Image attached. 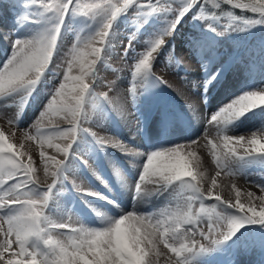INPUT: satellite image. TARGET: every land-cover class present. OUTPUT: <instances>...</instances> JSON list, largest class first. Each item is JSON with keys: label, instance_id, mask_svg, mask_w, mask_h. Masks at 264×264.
Wrapping results in <instances>:
<instances>
[{"label": "snow or ice", "instance_id": "1", "mask_svg": "<svg viewBox=\"0 0 264 264\" xmlns=\"http://www.w3.org/2000/svg\"><path fill=\"white\" fill-rule=\"evenodd\" d=\"M27 3L39 9V15L47 26L29 38L12 41L10 56L0 67V101L19 97L20 106H26L53 61L69 14L99 18L100 27L89 37H77L66 54L61 83L50 94L37 122L23 132L24 139L38 140L41 147L46 144L63 157L58 159L57 156L40 152L45 174L49 173L50 162L54 168L51 183L46 186L39 184L31 157L27 161L24 159L28 155L22 150L24 144L17 146L12 142L11 134L0 130V264H159L161 256H166L165 264H191L194 257L231 239L244 225H264V203L257 210L253 203L255 193H247V204L241 202L239 189L235 190V202L225 200L214 192L217 187L215 178L207 192L204 191V173L198 171L200 160L197 153L182 151L198 141L191 140L187 145L177 144L143 154L123 141L98 137L82 127L83 122L89 119V103L94 111L103 102L114 107L121 115L125 114V106L114 104L107 92H95L94 82L97 64L103 62L108 52L113 23L130 7L135 5L138 9H147L144 10L146 15L175 12L167 30L139 53L131 65V82L127 93L133 104L139 94L138 89L144 86L149 77L172 87L163 77L155 74L153 64L167 37L172 35L192 8L200 5L197 17L202 20L220 22L223 16H227L230 22L224 26L225 31L233 28L243 31L264 24V0H212L216 9L221 7V3H226L242 11L258 13L259 19L254 20L233 16L231 12L206 14L201 0H184L176 6L171 0H156L155 4L152 0L146 4L140 3V0H27ZM237 21H241L244 27L237 26ZM208 27L213 32L220 31L211 24ZM127 47H131V44ZM73 68L79 69L78 75L72 74ZM89 78L92 83L88 82ZM215 78L216 74H213L208 82ZM189 106L195 112V107ZM262 106L264 88L244 92L207 117V125L215 127L219 139V143L207 141L218 169L236 174V161L264 156V130L251 132L247 136L229 135L225 131L226 125ZM5 107L11 108L13 105L6 104ZM21 114L17 111L9 116L0 109V118L17 126ZM54 117L67 120L68 126L61 128L53 124ZM85 133L101 148L111 146L129 155H146L135 184L134 200L150 195L145 185L152 184L157 191L170 187L178 190L174 205L154 212H140L134 208L99 228L78 222L57 221L46 215L45 210L54 189L67 179L70 157L77 155L74 144ZM60 140L68 142L61 144L57 142ZM218 149L221 152L219 155ZM216 175H220V172ZM73 186L85 195L102 196L75 183ZM258 187L264 193V185ZM259 199L264 201V195ZM202 224H206V228L200 227ZM161 245L167 249V253L162 251Z\"/></svg>", "mask_w": 264, "mask_h": 264}, {"label": "bare ground", "instance_id": "2", "mask_svg": "<svg viewBox=\"0 0 264 264\" xmlns=\"http://www.w3.org/2000/svg\"><path fill=\"white\" fill-rule=\"evenodd\" d=\"M25 17H31V19ZM46 26L36 6H18L17 0H0V67L10 56L13 40L29 38ZM172 44L175 45L176 56L179 60L185 52L192 59L187 71H177L176 74L172 75L171 81L167 77L163 78L172 87L163 83V91L154 95L152 99H148V94L145 92L139 93L141 90L139 88V94L133 104H131L127 93L131 82V72L121 73L115 83L113 103L116 105L123 104L125 114L121 115L114 107H111L112 119L101 137L123 141L129 147H133L143 154L177 144L187 145L188 141L196 140L198 141L196 145L186 146L182 151L185 153L195 151L197 153L200 160L198 171L204 173L202 181L204 191L207 192L211 187L212 179L215 178L217 187L214 192L223 199H230L235 202V190L239 189L241 202L247 204L249 202L247 193L253 192L255 193L253 203L259 210L260 204L264 203L259 199L264 193L258 187V185H264V156H253L242 161H236L234 164V168L238 171L236 174L218 169L210 151L211 146L207 141L212 140L219 143V139L215 127L207 125V117L241 95L244 89L251 86L264 88V48L258 52L257 50L252 51L246 45H239L234 51L226 52L220 49L221 44L218 39L211 35H204L202 38L191 40L181 38L177 32L167 40L165 46ZM222 59H227L226 63H223ZM158 61L159 57L157 56L155 63ZM49 71L50 66L28 99L27 105L30 108L33 104L38 103L36 99L41 100V106H46L50 94L54 92L56 85L61 83L63 74H59L58 78L54 80V84L50 86L51 88L46 90L47 93L38 97L36 93ZM72 74L78 75L79 71L73 70ZM213 74H216V78L208 82ZM6 104L13 105V107H5ZM189 105L195 107V112ZM23 108L19 104V97L0 101V109H3L9 116L17 111L22 113ZM42 108L36 114L31 115V125L37 122L41 111L45 109V107ZM52 123L58 124L61 128L68 126V121L59 117H54ZM0 130L13 135L17 132L16 124H10L4 118H0ZM257 130H264V106L250 110L225 126L227 134L234 136H247ZM63 141L57 142L63 144ZM23 142H27L28 154H30L34 169L39 174H45L40 157L41 151L50 156L61 157L55 149L48 148L47 145L46 148L42 149L38 140L28 142V140L23 139ZM96 146L100 150V161L92 174H86L90 177L91 183L88 188L83 189L100 193L102 196L85 195L80 192L84 203H81L82 208L79 209V223L87 227L99 228L106 226L110 220L118 218L119 215L134 208L140 212H154L153 203L155 201L161 202V206H163L161 210L174 205V199L164 194L167 189L157 191L152 184L145 185L150 195L134 200V196H136L135 184L146 155L133 156L122 152L119 148L111 146L101 148L97 144ZM217 153L218 155L221 154L220 149L217 150ZM129 156L136 163L131 167L126 166L125 162V158ZM71 159L73 160L74 156L70 157ZM79 162L78 158L74 159L75 165L67 173L68 175L72 172L73 175L71 173L67 176V182L77 184L79 178H83V174L78 178L75 176V174L79 175L80 173ZM218 171L220 175L217 176ZM42 178V184L52 182L50 172ZM128 180H130L129 184ZM125 191L127 195L129 192L131 195L129 199L124 200ZM64 200L65 195H59L58 200L53 199V203H58L56 211L59 213V219L62 218V220H65L66 217H62L61 214L67 215L71 204L70 201L65 207L63 205ZM161 248L163 252L167 253V249L163 248V245ZM222 248L223 251H229V253L216 256L218 255L216 252H210L212 256H196L191 260V263L264 264V239L246 238L241 232L226 241ZM165 260L166 256H161L159 264H165Z\"/></svg>", "mask_w": 264, "mask_h": 264}, {"label": "rangeland", "instance_id": "3", "mask_svg": "<svg viewBox=\"0 0 264 264\" xmlns=\"http://www.w3.org/2000/svg\"><path fill=\"white\" fill-rule=\"evenodd\" d=\"M203 1L205 2V0ZM148 2L149 0H140V3L143 4H146ZM183 2L184 0H171L173 6L182 4ZM152 3L155 4L156 0H152ZM17 5L34 6L28 5L27 0H17ZM144 10L147 11V9ZM144 10L138 9L137 6L133 5L114 21L110 42L108 44V52L104 55L103 62L97 64V74L94 82L95 92L97 94L107 92L112 101H114L115 99V83L119 75L123 72H130L131 65L137 59L138 54L149 47L157 36L161 35L167 30V26L168 24H170L171 18L175 15V12L163 11L155 12L151 15H146L144 14ZM198 11H200L199 4L196 7L192 8V10L181 20L172 35L167 37V40L172 38L175 32H177V35H179L181 38L191 40L202 38L204 35H211L212 37L218 39L219 43L221 44L220 49L226 52L234 51L236 48H238L239 45H246L247 48H250L252 51L257 50L258 52H260L264 48V24H257L255 26L248 27L243 31L237 30L235 28L225 31L224 26L230 22L227 16H223L220 22H217L215 20H202L197 17ZM247 12V16L237 17H243L244 19L253 20L259 19L258 13H252L250 10ZM223 13L227 12L221 11V13H218V15H222ZM209 24L220 30L219 33L213 32L210 27H208ZM236 25L241 28L244 27L241 21H237ZM99 27V18L92 19L82 16H73L72 14L68 15L64 22V28L60 35L56 54L53 57L52 63H50L49 65L50 71L44 78L42 86L36 93L38 97H41V95L47 93L46 90H49L51 88L50 86L54 84V80L58 78L59 74H63L64 69L66 68V54L72 47V45L76 42L77 37L79 36L81 39L89 37L93 35ZM129 43L131 44V47H127ZM165 44L160 49V52L157 55L159 57V61L156 63L154 62L155 65L153 69L158 76H161L163 78L167 77L171 81L172 75L174 73L176 74L177 71H187V69L191 65L192 59L189 58L188 53L185 52V54H183V57L179 60L178 56H176L175 45L172 44L165 46ZM126 48L127 54L125 55ZM226 61L227 59H222L223 63H226ZM73 70L79 71L78 68H73ZM88 82L92 83L93 81L90 78ZM58 86L59 83L56 85V87ZM163 89V83H159L153 77H149V80L144 84L139 93L145 92L148 94L147 98L152 99L154 95H157L158 93L163 91ZM259 89L260 87L258 86H251L244 89L242 91V94L247 91ZM38 100L36 99V102L38 103L33 104L32 108H30L27 104L26 106H24V108L22 109L21 119L18 121V126L16 125V135L11 134L12 142L17 146L23 143L24 148L22 150L27 154L29 153V150L28 145H26L27 142H23V132L24 130H27L31 125V115L34 113L36 114L39 109H41V107H45L41 106V100ZM111 107V105L108 106L106 103L102 102L98 109L94 111L92 108V104L89 103L87 105L89 119L83 122L82 127L88 129L90 133H95L98 137H101V134L105 131L106 127L109 125L112 119V115L110 113ZM26 110L27 112H25ZM28 142H30V140H28ZM67 142L68 141L64 140L63 144ZM43 148H46V144L42 147V149ZM74 150L77 153V155L74 156V159L78 158L80 161L78 164L80 170L79 175H84L82 179L79 178V181L76 185L81 186L82 189L88 188L91 181L90 177L86 174H92L95 170L97 164L100 161V150L97 148L94 139L86 133L76 141V143L74 144ZM29 156L30 154L24 157L25 161L28 160ZM58 159H63V157L61 156ZM74 159L69 160L68 172L72 170L73 166L75 165V163H73ZM125 162L126 166L128 167L136 164L135 160L131 159V156L125 158ZM75 169L77 170V168ZM53 170L54 168H52L51 163H49V172L51 173ZM67 173L66 177L69 176L72 172H70V174L68 175ZM36 176H38L39 178L38 182L40 185H47L41 183V181L43 180L42 177H45L46 174H39L38 172H36ZM66 180L67 179L62 180L57 185L56 189H54L53 196L49 201L48 208L45 210V212L49 217L52 215V218H59V213H57L56 211L58 203H53V199L55 198L56 200H58L59 195H65L63 205L67 207L70 201L71 204L69 206L67 215L63 213L61 214V216L66 217L65 220L73 224L77 222L79 223L80 214L78 213L79 209L82 208L81 203H84L82 202L84 201V199L81 196V193L77 191L73 186V183L67 182ZM130 180L127 181L128 184L130 183ZM177 191L178 190H176L175 188L170 187L164 194L176 201ZM61 192H63V194H61ZM130 195V192L127 195V192L125 191L124 200L129 199ZM206 202L212 203L213 201ZM153 204L155 211H159L163 207L161 206L160 201H155ZM198 206L199 205L197 204L196 207ZM152 210L153 208L151 209V211ZM200 227L206 228V224H202L200 225ZM241 232L244 233L246 238L250 237L252 239H264V225L261 224L244 225L235 235ZM196 238L199 239V236H197ZM225 243L226 241L218 247H215L213 250L202 253L198 256H212L210 252H216L218 254L216 256H221V254L223 253L227 254L229 253V251L225 252V250L223 251L222 248ZM191 264L195 263L193 262Z\"/></svg>", "mask_w": 264, "mask_h": 264}, {"label": "trees", "instance_id": "4", "mask_svg": "<svg viewBox=\"0 0 264 264\" xmlns=\"http://www.w3.org/2000/svg\"><path fill=\"white\" fill-rule=\"evenodd\" d=\"M202 5L205 8L206 14H211L213 12L218 15V13L223 12H231L233 15L236 16H247V11H242L240 9L233 8L232 6L226 4V3H221V7L219 9H216L212 5V0H205V2L202 0Z\"/></svg>", "mask_w": 264, "mask_h": 264}]
</instances>
